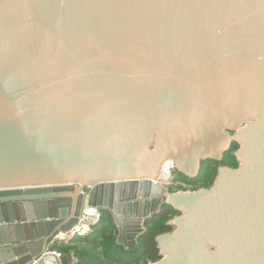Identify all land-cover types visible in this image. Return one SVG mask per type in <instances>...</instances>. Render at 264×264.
I'll list each match as a JSON object with an SVG mask.
<instances>
[{"label":"water","instance_id":"water-1","mask_svg":"<svg viewBox=\"0 0 264 264\" xmlns=\"http://www.w3.org/2000/svg\"><path fill=\"white\" fill-rule=\"evenodd\" d=\"M86 194L127 253L177 210L148 264H264V0H0V264H58Z\"/></svg>","mask_w":264,"mask_h":264},{"label":"trees","instance_id":"trees-1","mask_svg":"<svg viewBox=\"0 0 264 264\" xmlns=\"http://www.w3.org/2000/svg\"><path fill=\"white\" fill-rule=\"evenodd\" d=\"M238 147L239 144L235 142L231 150H235ZM219 165L237 167L238 160L234 155L221 161L209 158L203 161L199 175L188 177L181 174L183 177L182 181L209 187L218 173ZM176 215H178V212L172 205H165L161 212L150 221L148 230L142 238V249L129 253L128 257L121 255V249L124 252L125 250L123 246L117 244V235L106 234L105 232L76 236L66 242L57 243L54 249L61 253L72 254L75 258L74 264H148L161 258L156 237L161 233L172 230L169 221ZM103 217L100 223L103 222ZM109 224L111 228L115 227L113 223Z\"/></svg>","mask_w":264,"mask_h":264},{"label":"built area","instance_id":"built-area-1","mask_svg":"<svg viewBox=\"0 0 264 264\" xmlns=\"http://www.w3.org/2000/svg\"><path fill=\"white\" fill-rule=\"evenodd\" d=\"M103 217V212L101 211L100 208L90 206L87 201V194H86V199L82 208L81 216H80V221L79 224L74 227V229L66 234L67 237L71 236L76 237L80 235H84L85 232L93 228L94 226L100 224L101 219ZM49 256H54L55 257V263H60V257L62 256L63 253L59 252L56 249H48L46 252Z\"/></svg>","mask_w":264,"mask_h":264},{"label":"rangeland","instance_id":"rangeland-1","mask_svg":"<svg viewBox=\"0 0 264 264\" xmlns=\"http://www.w3.org/2000/svg\"><path fill=\"white\" fill-rule=\"evenodd\" d=\"M164 164H165V162H164ZM164 164H163V165H164ZM162 168H163V166L160 168V171H159V174H158L159 176L161 175ZM170 175H171L172 178H174V179H173L172 182L166 184V186H167L168 188H170L171 191H173V192H176V191H182V190H190V191L192 190V191H193V190H197V189H199V188L202 187L201 185H194V186H193V184H192L193 187H191V186H190L191 183H188V182H184V181H182V178H183V177H182V175L178 172L177 168H175V167L171 169V173H170ZM82 236H84V235H82ZM120 252H122L121 255H123V256H126V257L129 256V253L124 252L123 249H121Z\"/></svg>","mask_w":264,"mask_h":264},{"label":"crops","instance_id":"crops-1","mask_svg":"<svg viewBox=\"0 0 264 264\" xmlns=\"http://www.w3.org/2000/svg\"><path fill=\"white\" fill-rule=\"evenodd\" d=\"M105 216L103 217V222L98 224L96 227L91 228L90 230H88L87 232H85L84 234H100L101 232H105L106 234H116L118 235V229L116 224L113 222L112 218L109 217L108 215L104 214ZM109 223H113V225L115 226L114 228H111V226H109ZM60 234H64V233H60ZM68 234V233H66ZM71 239V238H70ZM68 241V240H67ZM66 242V241H65ZM51 249H54V247H52ZM53 259H55L54 256H51ZM73 257V264L75 262V258Z\"/></svg>","mask_w":264,"mask_h":264},{"label":"bare ground","instance_id":"bare-ground-1","mask_svg":"<svg viewBox=\"0 0 264 264\" xmlns=\"http://www.w3.org/2000/svg\"><path fill=\"white\" fill-rule=\"evenodd\" d=\"M173 166H174V163L171 160H168L165 162L162 168L161 175H160L161 181H167L169 180L170 177H172L170 173H171V169L173 168ZM61 237H67L66 233L61 234Z\"/></svg>","mask_w":264,"mask_h":264},{"label":"flooded vegetation","instance_id":"flooded-vegetation-1","mask_svg":"<svg viewBox=\"0 0 264 264\" xmlns=\"http://www.w3.org/2000/svg\"><path fill=\"white\" fill-rule=\"evenodd\" d=\"M217 149L216 148H213V149H210V150H208V156H209V158H211V159H215V160H219V161H221L222 159H224V158H231L232 157V155H234V152H235V150H231L230 151V154L229 155H226V156H224L223 158H219V156L221 155V151L220 152H218V151H216ZM141 152V151H140ZM143 153H141V155H142ZM219 166H221V165H219ZM219 166H218V168H219ZM227 166V165H226ZM231 167V166H230ZM215 180V179H214ZM213 183H214V181H213ZM213 183L209 186V187H211L212 185H213ZM190 186L191 187H193L192 186V184H190ZM192 191V190H191Z\"/></svg>","mask_w":264,"mask_h":264}]
</instances>
